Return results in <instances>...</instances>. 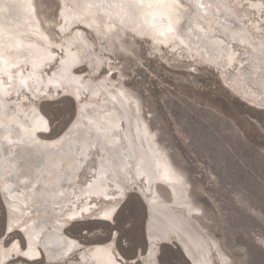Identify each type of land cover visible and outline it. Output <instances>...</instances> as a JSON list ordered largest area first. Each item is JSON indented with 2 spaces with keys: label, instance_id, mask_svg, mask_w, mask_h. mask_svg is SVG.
Returning a JSON list of instances; mask_svg holds the SVG:
<instances>
[{
  "label": "bare ground",
  "instance_id": "obj_1",
  "mask_svg": "<svg viewBox=\"0 0 264 264\" xmlns=\"http://www.w3.org/2000/svg\"><path fill=\"white\" fill-rule=\"evenodd\" d=\"M241 1L58 0L56 26L63 32L64 28L80 22L81 26L90 28L96 42L108 51H114L112 43H115L118 51L131 53L133 37L147 36L151 49L166 47L175 57L200 62L218 74L224 71L217 65H228L233 59L229 43L236 42L248 53L245 59L250 68L240 72L238 66L234 73L241 74L242 80L255 71L252 53L257 48L264 66V39L261 35L254 37L251 32L258 24L243 18L248 16V11L259 13L261 1H248L246 10L237 13L234 7ZM214 2L220 5L214 10L224 14L220 19L209 9ZM203 4L207 9L201 7ZM36 5V0H0V200L6 209L5 232L18 222L19 230L27 238L24 249L20 250L22 256L32 261L43 258L40 264H124L114 245L115 234L103 242L84 244L69 236L65 229L74 221L110 219L130 187L142 194L147 210L144 228L150 248L143 255L142 264H152L151 235L155 231L150 230L151 211L158 212V206L180 202L186 195L189 200L186 216L204 222L212 220L211 225L220 231L219 217L206 213L201 203H192L196 187L190 183L187 166L173 150L153 110L141 113V96L122 84L121 79L107 81V75L93 78L72 70L77 62L86 60L93 71L102 61L101 54L85 40L83 30L75 27L78 25L64 36L60 43L61 57L52 71L43 75L42 70L55 54L51 45L58 43L49 28L48 17ZM188 7L191 10L187 11ZM216 44L219 50L214 48ZM230 78L235 81L236 77L232 74ZM48 84L78 99L75 116L55 137L45 136L50 124L38 108L39 96L34 93ZM245 84L261 88L257 81L247 80ZM171 155L176 157L175 162ZM150 181L154 182L152 188ZM157 181L178 188L182 197L164 198L155 190ZM89 198L92 200L88 201ZM97 198L109 200L99 205ZM175 206L183 210L182 206ZM27 210L31 212L26 215ZM193 212L197 215H192ZM192 222L200 230L196 232L199 244L208 241L217 245L219 238L208 234L197 219ZM2 238L0 264H7L19 254L16 250L19 245L17 240L5 245ZM220 241L228 250L223 240ZM183 248L193 264L207 263L202 248L196 247V254L190 253L185 244ZM229 256L228 251L216 250V260L222 262ZM213 258L212 254L208 255L209 264H214Z\"/></svg>",
  "mask_w": 264,
  "mask_h": 264
},
{
  "label": "rangeland",
  "instance_id": "obj_2",
  "mask_svg": "<svg viewBox=\"0 0 264 264\" xmlns=\"http://www.w3.org/2000/svg\"><path fill=\"white\" fill-rule=\"evenodd\" d=\"M227 1L233 3L232 0ZM248 1L250 0H242L238 5L235 4V12L245 11ZM258 1L262 3L260 12L248 11V16L243 18L258 24L251 29V32L254 33V37L261 35L264 39V22L262 23L264 0ZM36 4L37 9L48 17L49 28L58 43L51 45L55 54L49 65L42 70L43 75H48L57 59L61 57L63 52L60 43L64 36L74 25H78L75 27L83 30L85 40L91 43L94 51L101 54L102 61L93 71L86 60L77 62L72 70L85 72L93 78L101 74L107 75V81L112 79L116 82L121 79L122 84L141 96V113L146 114L148 109H152L159 117L175 153L187 166L196 192L221 220L220 231L217 232L220 233L230 255L240 256L241 259L246 260L245 264H250V259L252 260V257L259 252L264 260V88L249 87L245 84L246 81L238 79V74H234L238 71V66L240 69L246 65L247 51L245 52L236 42L229 43L234 52L233 59L229 60L230 65L228 64V67H223L224 64L217 65L225 70L223 74H218L217 71L200 62L191 63L187 57L177 58L168 52L166 47L153 50L150 48V38L147 36L144 39L133 37L132 54L127 50L118 51L115 43H112V47L115 46L117 50L112 49L111 52L102 48L96 42V37L90 28L81 26L80 22H76L70 28H64L65 32H62L61 28L56 26L59 21L56 17L58 0H36ZM209 6L219 19L224 15L214 10L216 7L218 9V6L220 8L217 2ZM201 7L207 9L205 4ZM189 10L191 8L188 7L187 11ZM221 39L225 40V38ZM106 64H109L110 68ZM232 74L237 78L235 81L230 78ZM218 75L221 76V80ZM48 85L34 93L39 96L38 108L50 124L49 133L45 136L55 137L75 116V114L73 116L74 104L68 97L71 94L62 93L61 88L55 90L51 84ZM51 88L53 90H50ZM82 97L80 100L83 99ZM77 104L78 99H76V109ZM132 189L134 190V187L126 190L110 219L74 221L65 229L66 233L84 244L103 242L115 234L114 245L122 254L123 263L125 261L124 264H142L144 253H142L140 222L146 210L144 204L142 205L132 193ZM91 200L92 198H89L88 201ZM108 200L109 198H97L99 205ZM30 212L27 210L26 215ZM5 217L6 209L0 200V238L3 237L2 242L4 241L5 245H9L13 240H17L19 245V249H16L19 254L7 264L42 263L43 258L32 261L22 256L20 250L24 249L27 238L25 236L24 238L19 230L18 222L13 224L16 227L12 226V230L6 233L7 217L6 219ZM133 245L138 246V252L141 249L140 259L136 260L135 256H132ZM167 248L169 247L166 245L162 247L163 259L166 257ZM132 257L133 261H130ZM164 263L169 264L168 260ZM172 264L187 263L177 253Z\"/></svg>",
  "mask_w": 264,
  "mask_h": 264
},
{
  "label": "water",
  "instance_id": "obj_3",
  "mask_svg": "<svg viewBox=\"0 0 264 264\" xmlns=\"http://www.w3.org/2000/svg\"><path fill=\"white\" fill-rule=\"evenodd\" d=\"M217 27L218 26H215V28H217ZM216 31L219 34H221L220 30L216 29ZM214 48L216 50H219V44H216ZM117 49L114 46V50H117ZM252 54H253V60L254 61L256 60V63H254V65H253V66H255V69H254L255 71L253 73H251L250 75H248L249 77L243 78V80L244 81L245 80L246 81L247 80L248 81H254L255 83L257 81V85H259L258 87H260V84H261V89H263L264 86H262V80H263V76H264V66H262L263 62L261 63V57H260V54L258 52V48H257V50H254V52ZM233 62L231 63V65L233 64ZM219 65H220V63H219ZM223 67H228V66H227V64L226 65L224 64ZM249 68H250V66L248 65V63H246V65L240 69L241 70L240 72L247 71ZM243 74H245V72ZM254 74L257 75V78H261V81L259 79V82H258L257 78L254 77ZM238 75H239L238 79L242 78L241 74H238ZM219 78H220V75H219ZM68 97L73 101V104H74V112H73V116H74L75 110H76V99L72 95H70ZM251 108H253V107H251ZM67 124L68 123H66L64 125V127ZM173 150H174V147H173ZM171 158L175 162L174 158L176 159V157L173 155ZM190 183L193 186L191 180H190ZM169 184L170 183H167L165 181L164 182L163 181L162 182L157 181V183L155 184V190H158L160 192V194L163 195L164 198H168V199L173 198L174 199L176 197V198L180 199L182 197V194L179 192V189L176 187L171 188V186ZM149 185H150V188H152V186L154 185V182L150 181ZM132 193L135 194V197H137V199H139V201L141 202L142 205L144 204V206H146L145 200L143 199L142 194L139 192V190L134 188ZM192 195L194 198L192 203H201L202 207L206 213L210 212V214L212 213L214 217H217L215 211L209 205H207L206 201H204L197 192H192ZM171 201H173V200H171ZM181 201L180 202H169V204L166 206H158V208H157L158 212L155 210L153 212L151 211V213L153 214L152 215L153 217L151 218L150 230L155 231V233H154L155 235H151L152 240H154V244L152 246V247H154L153 255H152V261H151L152 264H154V263L165 264L164 262L166 260H168L169 264H172V261L175 260L177 253H179L181 255V257L184 259V261L187 264H193L192 260L186 254V252L183 248L184 244L186 245V247L190 250V253H192V254H196V250H195L196 247H198L200 249L202 248L201 250H204V253H205V262H207L206 264H209L208 255H210V254H212V256L214 257L213 258L214 260L212 259L214 264H216L215 262H217V261L219 262V264H245L246 263V261L244 262L243 260H241L240 256L234 257L232 254H231V256H229L228 260L226 259L225 261H222V262H221V260H216V258H215L216 250L221 249V250H224L225 252H227V251H228V253H230V252H229V250L225 249L222 246L221 241L219 242V240L221 239L220 233H218L215 230L214 224L211 225L212 224L211 222H213V221L208 220V221L204 222V220H202L201 218H197L195 216H193L192 219L188 218L186 216V214L184 213V212H187L186 209L188 208L187 206H188L189 200H188L187 196L185 195V199L181 200ZM177 204L180 205V207L182 206L183 210L175 209V207H176L175 205H177ZM184 208H185V210H184ZM16 212H17V214L20 215L19 210H17ZM195 214H196V212H193L192 215H195ZM145 216H146V214L144 211L143 219L140 222V224H141V242L143 243L142 252L144 254H146L150 248V242H149L148 237L146 236V233H145L146 229L144 228ZM5 219H6V217H5ZM195 219H197L199 221V226H203V228L206 229L208 234L212 235L215 239L219 238L217 240V243H216L217 245H214L213 243L209 244L208 241H207V243L202 241L201 244H199V242L196 241V234H197L196 232H200V230L197 229L198 227H196V224H194L192 222V221H195ZM203 228L201 227V229H203ZM144 237H146V241H145ZM32 239L35 240L36 237L34 236V237H32ZM165 245L169 247L166 249V252H167L166 257H165L166 260L162 258V253H163L162 247ZM133 246H134V251H133L132 256H135L134 258H136V259H140L139 257L141 255L139 256L138 246H136V245H133ZM250 264H264L262 254H260L259 252L256 253L252 257V260L250 259Z\"/></svg>",
  "mask_w": 264,
  "mask_h": 264
}]
</instances>
